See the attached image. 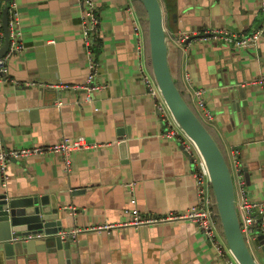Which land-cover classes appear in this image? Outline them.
Segmentation results:
<instances>
[{"label": "crops", "instance_id": "obj_1", "mask_svg": "<svg viewBox=\"0 0 264 264\" xmlns=\"http://www.w3.org/2000/svg\"><path fill=\"white\" fill-rule=\"evenodd\" d=\"M95 1L101 36L94 54L101 64L97 82L104 87L90 97L85 91L47 86L80 84L89 73L81 2L9 1L17 4L20 22L15 31L25 48L9 58L8 80L0 74V150L53 145L64 137L100 145L72 150L68 167L63 154L56 152L12 157L6 174L0 173V193L9 197L54 194L67 216L65 226L78 230L77 250L71 255L76 264H224L188 220L89 230L104 222L130 220L126 208L143 216L166 215L186 211L197 199L191 161L177 137L163 130L155 99L139 72L141 57L125 10L135 0ZM7 2L0 0V8ZM161 4L175 81L186 91L184 72H188L194 86L205 88L207 106L214 114L207 124L209 131L230 165L231 150L239 149L247 195L263 201L264 10L260 0H161ZM137 10L148 45L146 12L143 6ZM208 29L242 35L263 32L259 44L247 48L210 36L185 45L174 39L183 30ZM237 88L241 89L236 95L239 106L232 108ZM256 256L264 264L261 249ZM48 260L58 264L51 255Z\"/></svg>", "mask_w": 264, "mask_h": 264}, {"label": "built area", "instance_id": "obj_2", "mask_svg": "<svg viewBox=\"0 0 264 264\" xmlns=\"http://www.w3.org/2000/svg\"><path fill=\"white\" fill-rule=\"evenodd\" d=\"M82 4V39L89 55V73L86 80L80 84L71 83H58L49 84L48 87L57 88L60 90H81L85 91L90 97L96 90L104 87L97 82V76L99 75L101 64L95 57V45L100 38V17L98 13V6L95 0H79ZM261 8L264 10V0H260ZM5 6V5H4ZM3 9L0 8V47L5 40V31L3 25ZM126 13L132 21V31L136 40V51L141 57L139 64L140 75L149 90V93L153 96L156 102L157 111L160 116V121L163 130L167 136H176L179 143L182 145L186 152L187 157L191 161L193 166L194 185L196 188L197 199L194 205L188 208L184 212H169L166 215H151L143 216L138 210L134 208H126L125 212L131 214L130 220L122 223L117 222H104L98 226H92L89 230H111L118 226L133 225L139 227L144 224H157L160 222L173 221V220H188L197 225L200 231L205 235L210 246L215 250L217 256L222 260L224 264H240L232 251L228 247L225 238L222 233L220 219L218 217L216 202L213 194V187L211 177L205 160L203 159L196 144L188 137V135L182 130L176 119L169 111L159 86L154 77L151 63L147 62L148 46L145 39L144 27L140 21L139 13L134 1H130L125 7ZM20 22L19 10L15 2L9 3L8 6V30H9V44L7 52L4 56L0 57V74L4 80H8L9 66L8 60L12 55L19 54L24 48L25 44L22 40L20 32L15 31V26ZM262 30H257L248 35L239 34L236 31L225 29L205 30L199 32L195 30L187 31L183 30L178 32L174 39L177 44L185 45L192 42L197 38H206L210 36L214 40H221L226 44H230L235 48H247L250 46H256L259 44ZM264 77L262 78L263 81ZM184 80L188 85L186 88L187 94L190 96L193 107L196 114L200 119L208 124L213 121L214 114L207 106L205 97V88L194 86L188 72H184ZM92 98V97H91ZM61 104V102H59ZM100 145L98 142H83L81 138L73 139L64 137L58 143L53 145L35 146L31 148H18L12 150H0V173L6 174L8 159L20 158L23 156H29L31 154H48L52 152L61 153L64 156L65 165L68 167L71 165L70 152L77 148H89ZM233 159L231 170L234 178V185L237 198V208L239 221L241 225V231L246 239V242L250 249L254 252L259 250V235L264 234V200L256 201L247 195L245 178L242 176V169L240 167L241 161L238 158L239 149L235 148L231 150ZM78 230H69L61 232L63 236L72 234V237L76 239ZM44 237L43 233H30L23 238L36 239Z\"/></svg>", "mask_w": 264, "mask_h": 264}, {"label": "water", "instance_id": "obj_3", "mask_svg": "<svg viewBox=\"0 0 264 264\" xmlns=\"http://www.w3.org/2000/svg\"><path fill=\"white\" fill-rule=\"evenodd\" d=\"M9 1L3 9L5 40L0 47V57L5 55L9 44ZM138 1L146 12L154 77L169 111L205 160L225 241L240 264H260L256 256L258 250L254 254L241 231L231 166L214 136L183 97L171 72L161 0ZM240 88L233 92L232 108L239 106L236 95ZM64 212L54 194L9 197L7 193H0V264H7L9 260L16 264L31 260L48 264L49 255L57 258L58 264H76L71 256L77 250L76 241L72 234L63 236L61 233L70 229L65 226ZM30 233H43L44 237L25 240L23 237ZM258 240L259 250L264 253V234H260Z\"/></svg>", "mask_w": 264, "mask_h": 264}, {"label": "trees", "instance_id": "obj_4", "mask_svg": "<svg viewBox=\"0 0 264 264\" xmlns=\"http://www.w3.org/2000/svg\"><path fill=\"white\" fill-rule=\"evenodd\" d=\"M134 2H135L136 7H138L139 10H140V7L142 6V4H141L138 0H137V1L135 0ZM148 45H149V44H148ZM176 84H177L178 88L180 89V91H181L183 97H184L185 100L187 101V103H188V104L191 106V108L195 111L190 96L186 93V91L184 90V88H183L179 83L176 82ZM204 124L206 125V127H207L208 129L210 128L206 123H204Z\"/></svg>", "mask_w": 264, "mask_h": 264}]
</instances>
